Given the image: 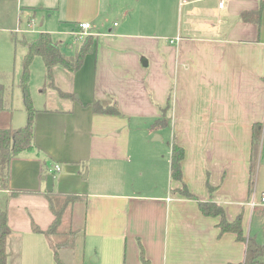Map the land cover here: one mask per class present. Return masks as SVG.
I'll return each mask as SVG.
<instances>
[{
	"label": "crops",
	"instance_id": "0c3cea01",
	"mask_svg": "<svg viewBox=\"0 0 264 264\" xmlns=\"http://www.w3.org/2000/svg\"><path fill=\"white\" fill-rule=\"evenodd\" d=\"M219 1L126 0L121 22L94 34L95 49L79 70L55 75L53 67L52 88L76 96L35 108L33 147L10 159L0 190L10 228L7 264H56L43 234L54 217L44 229L14 228L8 215L11 198L22 208H50L48 194L75 197L72 220L82 213L74 264H141L138 242L150 264L243 263L245 243L220 235L219 217L204 215L198 200L215 201L230 221L241 215L244 235L264 245V234L250 230L264 229V8L259 23L246 22L241 12L261 0ZM63 4L65 15L60 5L47 7L73 25L57 29L74 39L80 22L91 19L97 28L100 0ZM95 99L119 113L94 112L88 103ZM14 110L0 111V127L26 123L24 106ZM162 118L166 126L153 125ZM254 125L262 135L253 181ZM172 142L184 150L182 178L193 197L170 178Z\"/></svg>",
	"mask_w": 264,
	"mask_h": 264
},
{
	"label": "rangeland",
	"instance_id": "374dc122",
	"mask_svg": "<svg viewBox=\"0 0 264 264\" xmlns=\"http://www.w3.org/2000/svg\"><path fill=\"white\" fill-rule=\"evenodd\" d=\"M63 1L64 0H0V81L10 86L9 97L11 106L9 108L15 109L14 115L18 114L20 111L19 108H23L24 106L22 93L18 86L22 70V59L26 53V48L21 42L23 36L33 38L36 37L40 31L46 32V23H48V27H51V29L47 32L51 34L53 40L62 43L65 54L72 55L79 47L81 38L73 39L67 32L65 33V29H57L55 26V24H59L61 27L68 29L73 26L69 21H64V24H61L57 20L59 14L57 13L58 9H60L58 11L60 15H65L66 5L63 4ZM125 1L126 0H100V5L94 4L95 10H97L96 16L98 18H96L98 25L97 28H93V21H91V19L90 21L88 20L91 24L88 34H101L102 30L107 31L113 21L120 23ZM58 5H60V8H56L57 10L55 8L47 9V7H57ZM63 5L65 8H62ZM28 21L30 25H28ZM22 29L26 31L21 32L20 30ZM55 67L58 69L54 70L55 75L58 74L57 71H61L64 75H70L62 66L57 65ZM54 77V73L52 79L46 75L43 59L40 56H34L29 66V75L27 78L28 89L33 105L35 106L34 108H43V106L47 108H57L63 103H69V101L74 100L76 94L66 98L68 100H62L63 98L51 86L54 82ZM58 81H60V77ZM254 178L255 175H253V181ZM41 183L44 184L43 181H41ZM54 189L56 190L57 188L54 187ZM1 195L2 194H0V196ZM65 199L66 196L59 197L51 195L53 207L56 209L61 208ZM70 204L71 203L65 205L57 232L50 233L48 230H45V232L42 231L43 234L45 236L47 235L51 240L50 243L53 255L54 248H56L60 264L75 263L74 246L77 250L79 241H81L82 237V229H80L82 224V213L76 211L75 218L72 220V212L69 207ZM35 206L34 209H30V207L22 208L19 206L17 198H11L8 206V215L12 226L14 228H25L29 226L28 224L30 223L32 224L31 228L38 225V228L44 229L50 218L54 217L52 208H47L46 206L38 204ZM28 212L30 213V217ZM31 221L33 222L31 223ZM49 227L50 225L47 226V229ZM250 228L252 236L253 232L257 233L260 237L264 234V229H260L258 232L254 231V224L250 225ZM33 235L37 234L33 233Z\"/></svg>",
	"mask_w": 264,
	"mask_h": 264
},
{
	"label": "trees",
	"instance_id": "16d2710c",
	"mask_svg": "<svg viewBox=\"0 0 264 264\" xmlns=\"http://www.w3.org/2000/svg\"><path fill=\"white\" fill-rule=\"evenodd\" d=\"M263 8L264 0H261L258 9L242 11L240 17L243 21L257 23L260 20ZM74 39L77 38L75 37ZM21 42L26 48V53L24 54L22 59V70L18 86L22 93L23 105L27 113V120L26 123L19 128L0 127V190L7 188L6 180L12 155L18 154L21 151L30 150L33 147L34 117L36 109L34 108L32 99L30 97L27 82V78L29 75V66L32 59L34 58V56H40L43 59L46 68V75L50 79L53 78V67L55 65H60L69 72H75L81 68L86 56L94 51L96 38L92 34L84 36L80 41L79 47L72 55L65 54V52L62 50V43L53 40L49 32L40 31L37 36L33 38H27L23 36ZM51 86L56 88L54 83L51 84ZM57 92L59 95L64 97L73 96V94L64 92L59 89H57ZM9 93L10 86L0 81V111L8 109L11 106ZM88 105H90L93 111L96 113H119L118 108L115 105L105 104L96 99L88 103ZM166 124L167 122L163 118L157 119L153 122V125L158 127L166 126ZM261 135V125H254L252 131V146L250 155L251 175L255 174L259 157ZM183 157V148L176 142H172L169 165L170 178L181 183V186L177 190L180 194L187 197H193V194L189 192L182 178L181 162ZM208 190L211 194V192L214 190V187L208 184ZM47 198L54 214V218L47 230L50 233H55L57 232V228L60 224L61 215L63 214L65 205L73 202L75 200V197L67 196L60 209H56L53 207L51 195L49 196L48 194ZM6 201V195L2 194L0 196V264H7L6 240L8 234L10 233V228L7 222ZM198 206L204 215L219 217L217 227L219 229L220 235L225 232H231L235 234L237 240L245 243V258L243 260V263L241 264H264V245L258 243L254 238H247L244 235L241 225V215L237 216L234 220H228L225 216V212L222 206L212 200H198ZM138 245L141 264H150V261L144 252L142 244L138 242ZM54 260L57 264H60L56 248H54Z\"/></svg>",
	"mask_w": 264,
	"mask_h": 264
},
{
	"label": "built area",
	"instance_id": "2783aa9c",
	"mask_svg": "<svg viewBox=\"0 0 264 264\" xmlns=\"http://www.w3.org/2000/svg\"><path fill=\"white\" fill-rule=\"evenodd\" d=\"M223 5V0L219 1V6ZM115 24V23H114ZM79 27L80 29L78 31L72 32V35L75 37H79V38H83L84 36L88 35V29L90 28V23L87 21L84 22H80L79 23ZM17 30V28H16ZM18 31V30H17ZM22 31H26L24 29L20 30ZM56 170H59V166L55 165L54 167ZM258 203L261 206L262 211L264 212V192L260 193L259 198H258ZM252 205L255 204L254 200L251 202Z\"/></svg>",
	"mask_w": 264,
	"mask_h": 264
}]
</instances>
